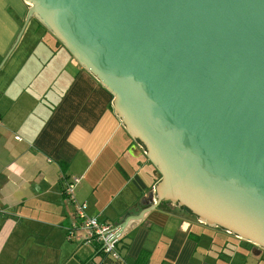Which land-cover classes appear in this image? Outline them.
<instances>
[{
    "label": "water",
    "instance_id": "obj_1",
    "mask_svg": "<svg viewBox=\"0 0 264 264\" xmlns=\"http://www.w3.org/2000/svg\"><path fill=\"white\" fill-rule=\"evenodd\" d=\"M23 1L161 173L142 204L264 250V0Z\"/></svg>",
    "mask_w": 264,
    "mask_h": 264
},
{
    "label": "crops",
    "instance_id": "obj_2",
    "mask_svg": "<svg viewBox=\"0 0 264 264\" xmlns=\"http://www.w3.org/2000/svg\"><path fill=\"white\" fill-rule=\"evenodd\" d=\"M28 10L0 0V264H132L142 250L146 264H264L256 252L205 242L164 200L142 204L154 165L114 114L110 91ZM72 177L88 216L125 222L119 259L76 220L64 192Z\"/></svg>",
    "mask_w": 264,
    "mask_h": 264
},
{
    "label": "built area",
    "instance_id": "obj_3",
    "mask_svg": "<svg viewBox=\"0 0 264 264\" xmlns=\"http://www.w3.org/2000/svg\"><path fill=\"white\" fill-rule=\"evenodd\" d=\"M78 182V178L72 177L65 186V194L73 202L74 216L79 222L80 226L89 232L91 237H94L101 245V251L104 255L111 259H119L116 250V243L121 235L118 225L108 223L107 221H100L96 217L88 216L85 212L86 204L84 202H75L72 196L73 186ZM3 210L0 208V214ZM86 264H96L92 261Z\"/></svg>",
    "mask_w": 264,
    "mask_h": 264
},
{
    "label": "rangeland",
    "instance_id": "obj_4",
    "mask_svg": "<svg viewBox=\"0 0 264 264\" xmlns=\"http://www.w3.org/2000/svg\"><path fill=\"white\" fill-rule=\"evenodd\" d=\"M133 142L136 143V141L134 139H133ZM136 145H139V144L136 143L135 146ZM143 155L145 156L144 152H143ZM154 169L157 173V180H158L159 178H161V173L158 171V169H156L155 166H154ZM153 193H154V191H153ZM164 201L166 203L170 202L168 199L164 200ZM170 203H172V202H170ZM172 208L176 209L175 211L177 212V214L179 213L178 214L179 216H182L183 218H187V219L191 220L194 223L193 225L195 227H200L201 233L199 236L205 237L206 238L205 242L212 243V244L215 243L216 247L217 246L225 247L226 249H228V251L238 250L240 252L245 251V252L252 253V247L259 249V247L254 245L252 242L247 241L243 238H240V237L234 235L233 233L228 232L224 229H221L219 226L213 227V226H208L202 222H198L197 218H196L197 216L189 214L188 212L184 211L183 209H180L178 206L173 205ZM85 211H86V208H85ZM100 221H102V220H100ZM257 254H259V257L264 258V250H262V249L259 250V252H257Z\"/></svg>",
    "mask_w": 264,
    "mask_h": 264
},
{
    "label": "trees",
    "instance_id": "obj_5",
    "mask_svg": "<svg viewBox=\"0 0 264 264\" xmlns=\"http://www.w3.org/2000/svg\"><path fill=\"white\" fill-rule=\"evenodd\" d=\"M162 203H166L165 201H162ZM174 210H176L174 208ZM120 238V237H119ZM147 258V252L142 250L138 256L136 257V259L134 260V262L132 264H146V259Z\"/></svg>",
    "mask_w": 264,
    "mask_h": 264
}]
</instances>
